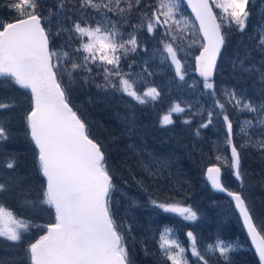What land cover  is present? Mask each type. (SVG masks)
<instances>
[{"label": "snow or ice", "instance_id": "6c2138e0", "mask_svg": "<svg viewBox=\"0 0 264 264\" xmlns=\"http://www.w3.org/2000/svg\"><path fill=\"white\" fill-rule=\"evenodd\" d=\"M186 2L195 22L181 11ZM250 0H0V89L13 88L26 94L29 107L21 116L22 131H14L8 110L20 107L17 100L0 98V146L23 135L35 153L39 183L25 186L18 172L16 155L0 158V197L15 193L24 209L50 210L53 222L36 224L17 215L0 200V238L23 247L8 264H135L137 243L146 256L145 239H137L132 216L139 201L115 182L116 166L110 164L102 142L71 102L77 88H95L105 98L119 97L128 109L122 118L135 127L134 108L161 99L150 86L149 64L159 61L185 82L188 57L199 80L188 85L193 102L173 101L159 118L161 127L179 123L197 126L194 137L210 125L223 128L222 140L214 143L217 163L204 172L205 182L230 198L264 264V223L258 230L255 205L244 195L247 173L241 153L255 149L264 156V29L254 37L252 49L233 61L240 79L254 78L255 94L237 86H218V60L226 51L231 30L243 33L248 26ZM135 19V23H133ZM55 25V31L53 26ZM130 29V30H129ZM147 35V39L143 36ZM62 39L59 46L54 38ZM152 42L151 50L148 42ZM195 49L198 54H193ZM253 52L260 62L250 61ZM143 54V55H142ZM183 105V106H182ZM207 105V107H205ZM230 110L232 115L230 116ZM251 114V119L240 116ZM177 119H174L173 117ZM236 129L234 130V119ZM128 150L136 157L138 171L157 189L172 176V161L157 155ZM137 188L147 196L148 206L176 214L184 221L199 220L196 210L173 198H154L137 180L127 160L121 161ZM225 172L238 182V191L226 186ZM124 185L128 182L124 181ZM124 211L121 212V206ZM131 220V222H130ZM34 229L42 234L28 240ZM186 248L170 227L156 239L163 264H234L235 242L215 238L198 245L197 235L186 232ZM130 249L133 251L130 252ZM0 264H5L0 259Z\"/></svg>", "mask_w": 264, "mask_h": 264}, {"label": "trees", "instance_id": "16d2710c", "mask_svg": "<svg viewBox=\"0 0 264 264\" xmlns=\"http://www.w3.org/2000/svg\"><path fill=\"white\" fill-rule=\"evenodd\" d=\"M47 2L51 4L54 3V0H47ZM248 8L251 13L248 19V26L243 33L235 29L231 30L226 51L222 52L220 58L216 82L218 86L248 88L250 95L254 96L255 89L259 87L255 79L249 78L241 80L239 69L234 70L233 68V61L237 60L238 57L243 58L245 52L252 49L254 37L264 29V0H250ZM184 9L186 10L185 6ZM7 15V12L0 13V17ZM53 31H55V25L53 26ZM62 39H66V37L54 38V43L59 46ZM248 62H260V57L253 52ZM95 98L100 100L98 107L94 104ZM118 98H105L94 88L77 87L72 92L71 102L74 109L78 110V114L88 124L92 136L105 146L109 155L110 164L116 166L117 171L114 182L123 188L130 197L139 201V206L132 212V216L138 222V226L134 227V232L138 240L146 237L145 243L150 252L155 253V255L146 256L141 250L140 244L137 243L134 248L135 264H163V260L160 258L157 249L156 239L159 236L160 230L164 227L172 228L186 248L189 244L186 240L187 231H192L197 235L198 245L202 242H211L215 237L223 238L225 241L231 242L240 241L244 252L243 255L239 253L237 256L238 261L239 258L245 257L248 264H259L230 198L219 193H214L205 182L204 172L206 168L217 163L214 158V143L212 140L220 134L222 139L223 128L216 125L215 129L217 128V131L215 135L213 134V137L208 134V131L201 130V136L197 138L192 135V130L197 126L196 121H193L194 127L182 125L179 123V120L176 125L161 127L159 118L166 109H162V106L159 105L157 112H154L150 106H136L134 108L136 115L135 126L140 134V137H137V139L141 143L143 153L157 155L161 159L172 161V176L169 178V181L162 183L160 188L157 189L151 185L150 180L145 179L138 171L136 157L131 155L130 152L128 155H125L127 151L125 150L123 142H127L126 138H119L114 135V130L120 131L122 128L129 127L127 122L124 121L121 123L119 120L105 119L106 115L102 109L96 111L101 108V105L107 104L111 105L110 111L113 110L114 113L117 111L120 116L126 115L124 113H127L128 110H123L121 106L119 108L122 110H120L117 107L116 102ZM87 99H89L90 105L87 104ZM5 101L7 102V100ZM26 106L29 107V100L26 102ZM21 107H23V104ZM11 110H8V113ZM240 118L251 119L252 117L251 114H244ZM233 119L235 130L237 125L235 118ZM100 123L107 131L108 128L106 127L109 125L112 131L105 133L99 127ZM146 125H150V127L147 128L145 127ZM132 141H134V138L128 141L127 144ZM122 156L124 158L121 159ZM125 159L135 173V178L137 180H145V186L154 198L161 200L173 198L176 201H181L185 205H191L197 211L200 217L199 220L193 223L184 221L178 215H170L163 212L154 214V210L148 206L146 194L137 188L132 176L121 165V161ZM241 164L242 171L247 173V188L244 191V195L255 205L257 216L254 219H257V224L260 228L261 223H264V156L255 149H245L241 153ZM124 181H127L128 184L124 185ZM224 181L226 186L231 190H239L238 182L235 179L231 182V187L228 185L229 180H227L226 173ZM7 205L9 206L10 204ZM12 206L10 205L14 209L15 207L13 206V208ZM120 211H124L123 205ZM23 213L26 217H36L43 220L41 221L43 224L53 222V216L50 210H46V208H42V211L36 212L35 214L33 212ZM37 231L39 234H42L40 233L41 231ZM34 233L36 234V232ZM262 234H264V231H262ZM32 236L34 234L29 236L31 237L29 238L30 241H34L36 237L38 238V236ZM4 250L8 252H4ZM131 251L133 250L130 249ZM1 252H4L9 258H13L19 257L20 249L14 248L11 245L7 246L0 241V254ZM192 259L189 255L190 263ZM238 263L242 264L240 262ZM5 264H8V262H5Z\"/></svg>", "mask_w": 264, "mask_h": 264}, {"label": "rangeland", "instance_id": "374dc122", "mask_svg": "<svg viewBox=\"0 0 264 264\" xmlns=\"http://www.w3.org/2000/svg\"><path fill=\"white\" fill-rule=\"evenodd\" d=\"M184 6H185V4L182 3L181 11L184 13L185 16L189 17L193 22H195L192 15L187 10L186 6H185L186 10L184 9ZM132 22L135 23L136 21L133 20ZM143 38L147 39V35H144ZM147 46L151 50V48L153 46L152 42L149 41ZM193 54H198V52L195 49H193ZM188 65H189L188 75L185 77V82H181L174 77V73L171 70L164 68L163 66H159L158 60L150 62L149 70L153 72V76L149 78V84H150V86L157 87L158 90H160L161 99L159 101H157L155 104L142 105V106H144V107L150 106L154 110V112H157L159 105L162 106V109L167 110L168 105L173 101H189V102L194 103L193 95H192L193 91H192V89H190L188 87V85L191 84L194 80H199V78L196 76L194 68L191 67V65H192V57L191 56L188 57ZM8 92H10V93H8ZM25 95L26 94L22 93L21 91H19L17 89H13V88L0 89V98H4L5 100H7V98L11 97V98L17 100L19 102V104H21V106L23 104V107L20 106V107L14 108L10 111V113H8V112L6 113L7 115H10L12 117V127H13L14 131H22V128H23V125L21 123V116H22L24 109L28 108L26 106V102H28V99H25ZM166 97H168V98H166ZM116 98H118V97H116ZM116 103H117L118 108L121 106V108L123 110H128L125 107V105L120 101L119 98L117 99ZM87 104L90 105L89 99H87ZM94 104L96 105V107H98L100 105V100L95 98ZM205 107H207V105H205ZM90 108H91V106H90ZM121 108H119V109L122 110ZM100 109H102L103 113L106 115V118L104 117L105 119L119 120L121 123H123L125 121L122 119L125 115L120 116L117 111L115 113L113 112V110L110 111L111 105H107V104L101 105V108H99L96 111H100ZM165 112L166 111H163V114ZM124 114H127V113H124ZM173 118L177 119L175 116ZM107 126L108 127H106V128H108V131H107V129H104V126L102 127L101 123L99 124V127L102 129V131H104L105 133H109L110 131H112V129L109 125H107ZM191 126L194 127V122ZM145 127L149 128L150 125H146ZM203 130L208 131L209 132L208 134L211 137H213V134L214 135L216 134L217 128L215 129V126L210 125L207 129H203ZM114 133H115L114 135L119 137V138L125 137L127 142L131 141L132 138H134V141H132L128 144H127V142H123L125 150L127 151L125 155H128L130 152L128 150L129 145L137 146V152H140L141 150H143L141 147L140 141L137 139V137H140V134H139V131L137 130L136 126L134 128H130V126L125 127V128H122L120 131L114 130ZM220 140H222L221 134L218 136H215L214 140H212V142L215 143V142L220 141ZM12 154L16 155V157L18 159V172H19V174L22 177L27 178L23 181L24 185L25 186H28V185L33 186L32 196L34 197L35 196L34 192L36 191L35 186L39 183L38 177L36 175V169H35V153H34V149H33L32 145L30 144V142H28L23 137V135H15L11 140H9L8 142H6L2 146H0V158H7L8 155H12ZM130 154L132 155L131 152H130ZM122 158H124V157L122 156L121 159ZM225 173H226L227 180H229L228 185L231 187V182L233 181L234 177H232L227 172H225ZM0 200H2L5 204V206L10 208L11 210H13L17 215H23L24 216L25 214L23 212H33L35 214L36 212L42 211V207H37L33 211L30 209L22 208V206L20 204V198L15 193L9 194V195L4 196V197H0ZM7 204L13 205L15 208L13 206L12 207L14 209H16V208L17 209L14 210L10 207V205L8 206ZM226 207L229 208L228 206H226ZM168 214H170V213H168ZM170 215H176V214H170ZM27 218L33 220V222L36 224H43L41 222L43 220H40L36 217H27ZM258 228H259V226H258ZM37 230H39V229L33 230L31 235L34 234V236H32V237H36L39 235V232ZM34 232H36V234ZM40 233H42V232H40ZM29 238H31V237H28V240H30ZM215 238H219V237H215ZM215 238H213V240ZM186 240H187V237H186ZM0 241L3 244L5 243L7 246L13 244V242L6 241L3 238H0ZM187 242L189 243L188 240H187ZM234 242L237 245H239L238 251L235 252L234 254H232L234 264H239L238 262H240L242 264H248L245 257H242L241 259L239 258V261H238L237 256L239 255V253H241V255H243V252H244L243 246L241 245L240 241H234ZM4 252H8V251L4 250ZM4 252H1L0 259H3L4 262H8L9 257L6 256ZM22 254H23V247L20 248L19 256H21Z\"/></svg>", "mask_w": 264, "mask_h": 264}, {"label": "water", "instance_id": "95a60500", "mask_svg": "<svg viewBox=\"0 0 264 264\" xmlns=\"http://www.w3.org/2000/svg\"><path fill=\"white\" fill-rule=\"evenodd\" d=\"M184 4H185V6L187 7L189 13L192 15V17H193V19H194V21H195V16H194V13H192L191 8L187 6L186 2H184ZM219 61H220V59L218 60V64H219ZM195 74H196V76L199 78L198 73L195 72ZM199 79H200V78H199ZM210 166H211V165H210ZM204 178H205V177H204ZM209 187H210V186H209ZM210 189H211V187H210ZM211 190H212L214 193H219V192L214 191L213 189H211ZM219 194H223V193H219ZM223 195H225V194H223ZM225 196H226V195H225ZM233 205H234V204H233ZM234 208H235V207H234ZM235 210H236V209H235ZM236 212L238 213L237 210H236ZM238 215H239V213H238ZM240 220H241L242 226H243V228H244V231H245V233H246V235H247V237H248L249 243H250V245H251V247H252V249H253V251H254V253H255L257 259H258V261H259V257H258V254H257V252H256L255 245L253 244V242H252V240H251V237H250V235H249L248 232H247L246 227L243 225L242 219H240ZM259 263H260V261H259Z\"/></svg>", "mask_w": 264, "mask_h": 264}, {"label": "bare ground", "instance_id": "6f19581e", "mask_svg": "<svg viewBox=\"0 0 264 264\" xmlns=\"http://www.w3.org/2000/svg\"><path fill=\"white\" fill-rule=\"evenodd\" d=\"M191 80H192V79H191ZM192 95H193V94H192ZM190 100H191V99H190ZM210 130H211V129H210ZM210 130H209V131H210Z\"/></svg>", "mask_w": 264, "mask_h": 264}]
</instances>
